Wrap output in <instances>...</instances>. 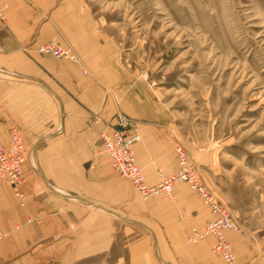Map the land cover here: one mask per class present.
Masks as SVG:
<instances>
[{
  "label": "crops",
  "instance_id": "obj_1",
  "mask_svg": "<svg viewBox=\"0 0 264 264\" xmlns=\"http://www.w3.org/2000/svg\"><path fill=\"white\" fill-rule=\"evenodd\" d=\"M4 2L0 143L18 126L27 158L24 205L0 183V231H11L0 242V264H227L212 236L187 240L213 218L207 205L182 184L172 200L142 199L104 152L101 135L127 106L107 75L110 40L100 22L79 0ZM53 38L72 45L82 63L35 51ZM143 118L130 133L140 136L136 161L153 184L159 168L178 169L177 155L167 132ZM226 234L237 259L250 258L248 241Z\"/></svg>",
  "mask_w": 264,
  "mask_h": 264
},
{
  "label": "rangeland",
  "instance_id": "obj_2",
  "mask_svg": "<svg viewBox=\"0 0 264 264\" xmlns=\"http://www.w3.org/2000/svg\"><path fill=\"white\" fill-rule=\"evenodd\" d=\"M79 1L110 40L117 112L188 150L254 253L235 264H264V0Z\"/></svg>",
  "mask_w": 264,
  "mask_h": 264
},
{
  "label": "built area",
  "instance_id": "obj_3",
  "mask_svg": "<svg viewBox=\"0 0 264 264\" xmlns=\"http://www.w3.org/2000/svg\"><path fill=\"white\" fill-rule=\"evenodd\" d=\"M8 3H0V20H7L6 10ZM39 54L50 55L58 59L70 60L82 63L81 57L76 49L67 44L66 46L53 38L40 44L36 50ZM134 128L133 120L123 112H117L115 122L107 131L101 135L104 152L109 158L114 169L122 176L130 179L135 189L143 199L155 196H164L167 199L174 198V188L178 183H187L196 192L200 200L209 207L213 218L203 229L193 228L188 237L191 243H198L201 239L212 236L214 238V253L220 255L228 264L236 263V254L232 241L226 232H236L240 225L222 204L220 199L211 192L203 182L199 173L190 164L188 150L177 145L178 169L171 174H166L163 169H158V180L150 184L146 181L143 169L136 161L134 145L140 140L138 134L131 135L130 129ZM27 158V149L18 126L13 125L10 129V140L8 143H0V183H8L14 195L22 205L25 204V190L23 185V167ZM11 231H0V239L8 237Z\"/></svg>",
  "mask_w": 264,
  "mask_h": 264
},
{
  "label": "bare ground",
  "instance_id": "obj_4",
  "mask_svg": "<svg viewBox=\"0 0 264 264\" xmlns=\"http://www.w3.org/2000/svg\"><path fill=\"white\" fill-rule=\"evenodd\" d=\"M109 129V128H108ZM107 129V130H108ZM107 130H105V131H107ZM120 175V174H119ZM124 178H126V177H124ZM128 179V178H127ZM130 180V179H129ZM131 181V180H130ZM131 183H132V181H131ZM132 185H133V183H132ZM134 187V186H133ZM135 188V187H134ZM139 193V192H138ZM139 195H140V193H139ZM156 197V196H155ZM142 198V197H141ZM151 198V197H150ZM143 199V198H142ZM189 237V236H188ZM188 240V239H187ZM189 242V241H188ZM189 243H191V242H189ZM228 264V263H227Z\"/></svg>",
  "mask_w": 264,
  "mask_h": 264
}]
</instances>
